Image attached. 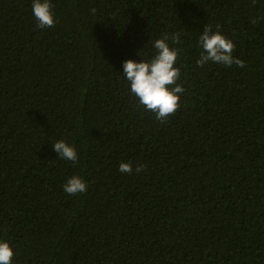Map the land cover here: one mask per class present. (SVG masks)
Instances as JSON below:
<instances>
[{"label":"trees","instance_id":"16d2710c","mask_svg":"<svg viewBox=\"0 0 264 264\" xmlns=\"http://www.w3.org/2000/svg\"><path fill=\"white\" fill-rule=\"evenodd\" d=\"M32 2L0 0V240L12 264H264V0H52L51 28ZM206 25L243 68L196 64ZM176 32L185 91L161 122L123 62ZM73 176L87 192L64 191Z\"/></svg>","mask_w":264,"mask_h":264},{"label":"clouds","instance_id":"9594fccd","mask_svg":"<svg viewBox=\"0 0 264 264\" xmlns=\"http://www.w3.org/2000/svg\"><path fill=\"white\" fill-rule=\"evenodd\" d=\"M32 12L37 21L38 28L54 27L57 20L53 11L52 0H33ZM92 13L96 12L93 7ZM255 22V21H253ZM181 33L176 32L170 38L165 35L156 39L152 45L155 52L145 56L143 60L127 59L123 62V75L130 83V92L138 98L145 109L155 113L156 119L164 122L180 108L181 96L185 91L182 84L177 83L181 77V68L177 62L180 59V49L170 46L180 44ZM199 47L202 49L198 66L212 62L226 67L233 65L243 68L245 61L234 55L235 43L219 31H214L212 26L206 25L199 36ZM141 54V51L138 53ZM54 151L59 153V158L71 161L73 165L79 163V155L73 145L58 140L54 143ZM146 169V165H138L135 169L131 162H121V173H139ZM88 185L80 176H73L64 185V191L70 195L87 192ZM15 249L7 240H0V264H12Z\"/></svg>","mask_w":264,"mask_h":264}]
</instances>
